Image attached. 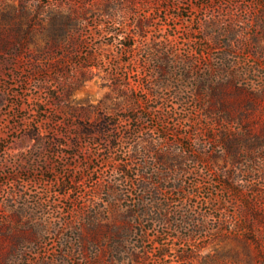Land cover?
<instances>
[{"label":"rangeland","instance_id":"1","mask_svg":"<svg viewBox=\"0 0 264 264\" xmlns=\"http://www.w3.org/2000/svg\"><path fill=\"white\" fill-rule=\"evenodd\" d=\"M0 264H264V0H0Z\"/></svg>","mask_w":264,"mask_h":264},{"label":"trees","instance_id":"2","mask_svg":"<svg viewBox=\"0 0 264 264\" xmlns=\"http://www.w3.org/2000/svg\"><path fill=\"white\" fill-rule=\"evenodd\" d=\"M154 184H158V182L152 181ZM150 188V185L145 184L142 188L144 191L143 193V198L139 199L138 203L134 204V206H138V211L137 214L141 218L145 219L147 218L148 215H150L152 212H157L161 215L165 216L164 211L166 210L165 207H162L161 204H159L155 199H153V202H146L145 200V193L148 191ZM151 192L154 194L156 190H151ZM167 251L163 252V255H166Z\"/></svg>","mask_w":264,"mask_h":264}]
</instances>
